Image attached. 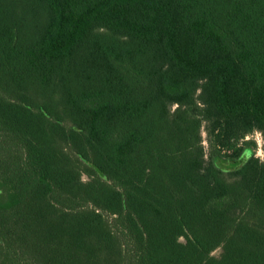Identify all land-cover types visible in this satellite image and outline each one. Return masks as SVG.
Segmentation results:
<instances>
[{
    "label": "trees",
    "instance_id": "16d2710c",
    "mask_svg": "<svg viewBox=\"0 0 264 264\" xmlns=\"http://www.w3.org/2000/svg\"><path fill=\"white\" fill-rule=\"evenodd\" d=\"M256 132L264 0H0V264H264Z\"/></svg>",
    "mask_w": 264,
    "mask_h": 264
},
{
    "label": "rangeland",
    "instance_id": "374dc122",
    "mask_svg": "<svg viewBox=\"0 0 264 264\" xmlns=\"http://www.w3.org/2000/svg\"><path fill=\"white\" fill-rule=\"evenodd\" d=\"M206 137V134L204 133V138ZM249 139L254 140L257 144L256 148V156L263 158L264 157V151H263V139L260 133L256 132L254 135L250 136ZM85 181H88V178L86 176L83 177ZM220 250H217L214 252L213 255L219 256Z\"/></svg>",
    "mask_w": 264,
    "mask_h": 264
}]
</instances>
